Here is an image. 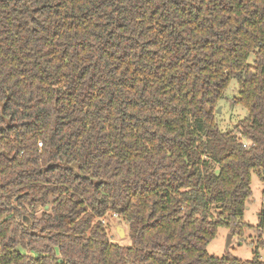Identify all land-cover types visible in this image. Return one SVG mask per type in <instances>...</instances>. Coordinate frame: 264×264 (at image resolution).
Returning a JSON list of instances; mask_svg holds the SVG:
<instances>
[{
	"label": "trees",
	"instance_id": "16d2710c",
	"mask_svg": "<svg viewBox=\"0 0 264 264\" xmlns=\"http://www.w3.org/2000/svg\"><path fill=\"white\" fill-rule=\"evenodd\" d=\"M232 78L247 116L222 131ZM252 172L264 0H0V264H264L260 236L249 261L206 250L248 227Z\"/></svg>",
	"mask_w": 264,
	"mask_h": 264
},
{
	"label": "rangeland",
	"instance_id": "374dc122",
	"mask_svg": "<svg viewBox=\"0 0 264 264\" xmlns=\"http://www.w3.org/2000/svg\"><path fill=\"white\" fill-rule=\"evenodd\" d=\"M253 56L248 57V63ZM237 95V83L231 79L226 87L223 96L218 99L214 112L215 122L222 131L232 129L240 120L247 116V110L241 104H235L233 98ZM244 142L247 144L245 138ZM251 196L246 202L242 221L247 224L243 235L233 233L229 228L222 226L218 228L215 238L206 247L207 252L215 257H221L228 253L243 261L252 259V251L257 247V240L261 237L262 244L258 247L260 259L264 261V230H257L258 215L264 203V182H262L255 172L251 173ZM108 225L107 231L112 242L129 244L127 236L128 227L126 223L116 215L105 218ZM231 235V236H230Z\"/></svg>",
	"mask_w": 264,
	"mask_h": 264
},
{
	"label": "built area",
	"instance_id": "2783aa9c",
	"mask_svg": "<svg viewBox=\"0 0 264 264\" xmlns=\"http://www.w3.org/2000/svg\"><path fill=\"white\" fill-rule=\"evenodd\" d=\"M242 141H243V144H244V146H245L246 143L244 142V139H242ZM38 145L41 146V143H39ZM101 223L106 224V223H105V219H102V220H101Z\"/></svg>",
	"mask_w": 264,
	"mask_h": 264
},
{
	"label": "water",
	"instance_id": "95a60500",
	"mask_svg": "<svg viewBox=\"0 0 264 264\" xmlns=\"http://www.w3.org/2000/svg\"><path fill=\"white\" fill-rule=\"evenodd\" d=\"M231 236V235H230Z\"/></svg>",
	"mask_w": 264,
	"mask_h": 264
}]
</instances>
